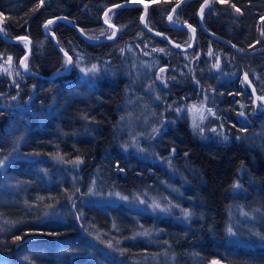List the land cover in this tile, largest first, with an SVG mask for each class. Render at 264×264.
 <instances>
[{"label":"trees","instance_id":"trees-1","mask_svg":"<svg viewBox=\"0 0 264 264\" xmlns=\"http://www.w3.org/2000/svg\"><path fill=\"white\" fill-rule=\"evenodd\" d=\"M124 1L129 0H0L1 29L9 38L29 37L32 47L25 66L48 75L63 70L67 60L42 32L47 19L65 16L87 36H109L112 30L103 31L109 28L101 22L102 13ZM145 1L147 26L181 45L189 44V30L172 29L166 23V15L177 0ZM201 1L189 0L173 14L176 23L188 22L198 29L188 51L169 47L160 37L143 30L141 6L109 12V22L119 29L112 41L89 43L64 20L53 22L49 30L71 56L73 67L69 73L49 79L23 74L18 63L27 50L24 42L10 43L0 37V60L12 61L7 69L0 65V156L22 140L23 152L60 159L57 169L49 168L46 159L38 164L37 160L16 161L6 173L12 183L20 184L19 188L9 189L0 179V253L10 257L11 264L25 258L32 264H50L46 257L58 249L75 255L74 260H61L62 264L110 263L109 258L98 254L101 248L126 264L135 260L136 264H152V258L156 264H209L214 258L229 264H264V245L246 249L223 243L229 212L234 208L264 212V149L255 131L257 118L251 115L253 94L246 84L252 83L264 93V50L240 54L204 33L197 20ZM262 19L264 0H210L202 12V23L209 31L242 50L264 47ZM157 50L167 54H155ZM145 57L169 69L177 66V70L169 71L166 91L178 101H196L201 91L202 97L211 94L227 139H204L200 131L182 120L152 139L157 162L125 153V133L119 127L122 107L128 94L141 97L137 87L142 82L134 83L133 66ZM220 57V71L228 79L218 80L208 72L207 58L212 61ZM78 61L105 70L95 87L78 79ZM194 66L198 68L195 80L201 83L199 90L189 89L183 80L192 79ZM239 113L246 115V122L238 120ZM68 161L74 166L72 173L66 172ZM169 173L175 174L172 179ZM168 180L182 189L181 206L191 213L185 223L148 213L132 218L133 214L121 206L82 203L92 184L102 192L115 189L129 195L133 191L154 193ZM50 210L59 212L63 220L39 222ZM141 227L159 230L161 242L148 245L131 240L129 237ZM98 230L107 233L116 254L96 242L95 238L105 241V235H96ZM28 235L40 237L22 241ZM85 239L94 247L91 243L83 245ZM84 249L93 254L90 259L81 255Z\"/></svg>","mask_w":264,"mask_h":264},{"label":"rangeland","instance_id":"rangeland-1","mask_svg":"<svg viewBox=\"0 0 264 264\" xmlns=\"http://www.w3.org/2000/svg\"><path fill=\"white\" fill-rule=\"evenodd\" d=\"M146 2L145 0H141ZM107 20H109L110 16L107 15ZM173 23H176V21L173 20ZM112 30V29H111ZM104 32L108 33L110 32L109 29L103 30ZM112 34V31L111 33ZM109 34V35H110ZM25 46L27 47V42L23 41ZM212 49L208 50L207 57H210V53ZM162 53L163 55L167 54L164 50H157L155 51V54ZM143 58L140 62L136 63L133 67L135 68V74H134V83L140 84L139 93L138 95L141 96L140 98H136L137 95L133 92L131 94L128 90V99L124 103L122 107V118L119 124V127L121 129L122 133H125V139L123 141L122 150L127 154H134L136 156H139L145 160L151 161V162H157V154L154 151L155 142L152 141L148 137V133H152L153 129H160L161 133L166 127H174L175 124L182 120H187L190 123V128H194V123L199 125V129H196L200 131V134L203 137H206L204 139H213L215 141L221 140L222 136L225 137L226 129L225 125L223 123V120L220 119V116L217 115L215 106H217V102L213 98V96L210 94V96H204L202 97V91L199 92L200 99L197 98H191L189 101L182 99V102L178 101L173 97L172 94L166 91V80L169 75V71L171 73L176 69V67H172L169 69L167 65L159 64L155 59L151 58ZM208 61H206L207 66L209 67L208 72L215 75L217 79H228V75L224 72H221L222 68V61L221 57L217 59H213L212 61L207 58ZM188 59L184 58V62H187ZM11 60L9 58L0 60V65L4 69H7L9 64H11ZM191 65V64H190ZM95 66L97 68V71L95 74H92L89 70ZM7 67V68H6ZM83 69V71H82ZM78 79L81 82H84L89 85V87L93 88L98 83V80L102 78V76L105 73V70H100L98 66L92 65L90 63L82 64L80 61H78L77 68H76ZM198 73V68L193 67L191 70V80L183 79L189 84V89L199 90L201 88V83L197 84V80H195L196 75ZM180 74V73H179ZM246 82H248V76L245 74L243 75ZM185 82H183L184 84ZM149 84L151 86H149ZM251 90L253 94V103L251 108V115H255L257 118V127L255 131H258V138L261 139V149H264V115L262 114L264 112V101H261L259 97L264 96L263 91H259V88H256L255 85L252 83H246ZM209 89V88H207ZM210 93H213L210 91ZM166 94V95H165ZM195 94V93H194ZM136 96V97H135ZM196 97V96H195ZM159 98V99H157ZM177 109H180L181 111H177ZM168 115V117H166ZM263 115V116H261ZM203 117V118H202ZM238 120L240 122H246L247 117L243 113H239ZM30 124V122L28 121ZM229 123V122H228ZM134 134H138L140 139H138L137 143L140 149H144L145 151H137L135 148H133L130 144L131 137ZM158 134V133H156ZM154 134V135H156ZM223 137V138H224ZM22 140H19L15 148H12L10 151L6 152L5 154H2L0 156V160H8L11 158V162L5 165H0V179L3 181V185L5 187L11 189L13 188H19V183H12V180L10 178V175L6 173L7 169L9 167L13 166L16 161H22L25 160V163H33L39 162L40 159H46L49 162V168H55L57 169V165L60 163V159H56L55 157H48L44 158L41 157L39 154L36 153H25L23 152L20 147L22 146ZM253 144H255V141H253ZM125 146H127V150H125ZM59 162V163H58ZM65 163V162H64ZM65 168L67 173H72L73 170V164L72 161H68L65 163ZM46 165V164H45ZM47 167V165H46ZM44 172L48 173L47 170ZM172 177H174L175 174L169 173ZM70 175V174H69ZM91 190V192H90ZM118 194V195H117ZM19 198H23L22 195H19ZM127 198V199H123ZM181 199H182V189L180 186L174 184L171 181H163L161 182L160 189H158L156 192H142V191H136L131 192L129 195H125L121 193L120 191H117L115 189L106 190L104 192L98 190L94 184L90 186V188L87 190L85 197L83 198L82 203L83 204H89L94 203L98 205H113V206H121L122 208L126 209L128 212H130L132 215V218H137V216L142 215L143 213H148L153 215L154 217H157L158 219L162 218H169L172 221H177L180 223H185L189 219H184L181 209L183 207L181 206ZM153 200H156L161 204L162 207H168L170 202L172 205H178V207H174L170 213H161L158 209L156 211L152 210V203ZM184 210V209H183ZM186 211V210H185ZM247 214V215H244ZM137 215V216H135ZM230 221L226 226L225 235L223 239V243L225 245H232L233 247H240V248H246V249H254L258 247L259 245H264V232L262 231V227L264 224H262V221H264V212L260 209L257 210H251L246 211L241 206H238L233 209V211L230 213ZM63 220L60 217L59 212L51 211L44 213L41 218L39 219V222H47L51 223L53 220ZM232 227L233 233H235L234 236L230 235L228 232V228ZM98 228L95 227V230ZM117 232L116 228H112ZM134 228H132L133 230ZM139 229V228H138ZM111 229L109 227V231L111 233ZM239 231V232H238ZM147 232L148 235H141V233ZM257 233L259 235H257ZM105 235V241L98 242V238H95L96 242L98 244H102L106 249H109V251L114 252L116 254V249L113 250L116 246L112 245L109 247V242L107 238V233L98 230L96 232V235ZM97 235V236H98ZM161 232L155 228H145L141 227L134 235H132L131 240L135 241V243H144L148 245H158L160 240ZM91 243V245L94 247L91 240H84L83 245H88ZM111 243V242H110ZM108 245V246H107ZM74 248V247H73ZM87 248V247H86ZM113 251H112V250ZM53 252V251H52ZM82 254L84 258L90 259V257L93 256V254L88 250L84 249L82 250ZM99 255L104 256L106 258L110 259V263L108 264H126L122 261V259L116 257H112L114 255L108 256L102 248L97 251ZM92 255V256H91ZM75 255L69 254L66 249H58L53 254L51 253L46 258H50V264H62L61 260H74ZM135 260L133 264H136ZM141 262V261H139ZM143 262V261H142ZM149 262V260L144 261ZM152 264H156V258H152V260L149 262ZM0 264H11L10 263V257H8L6 254L0 253ZM13 264H32L30 263L29 259H22L17 260L16 263ZM47 264V263H46ZM69 264V263H67Z\"/></svg>","mask_w":264,"mask_h":264},{"label":"water","instance_id":"water-1","mask_svg":"<svg viewBox=\"0 0 264 264\" xmlns=\"http://www.w3.org/2000/svg\"><path fill=\"white\" fill-rule=\"evenodd\" d=\"M187 1H189V0H177L170 7V10L168 11V13L166 15V18H165L166 19V23H167V25L170 28H172V29H187V30H189L191 32V40H190L189 44H187V45H181V44L177 43L176 41H174L173 39L169 38L163 32L155 30V29L150 28L149 26H147V24L145 23V16H146V14L148 12V4L146 2H144V1H141V0L124 1V2H121V3H118V4L111 5V6L107 7L103 11L102 16H101V22L106 27L112 29V34H110L109 36H101V37L87 36L81 30V28H79V26L74 24L69 18H67L65 16H55V17L47 19L42 25V32H43V34L45 36L51 38V40L53 42V45L56 48V50L58 52H60L66 58V60L68 61L69 58H71V56L61 48V46H60V44H59V42L57 40L56 35L52 31L49 30V26L53 22H55L57 20H64L65 22H67L71 27H73L76 30L77 34L83 40H85L86 42H89V43L112 41V40H114L117 37L119 29H118V27L115 24H113L112 22H109V20H107L106 17L109 14V12L111 10H113L115 8H119V7L141 6L142 10H141V13L139 15V21H140V25L143 28V30H145L149 34L156 35V36L160 37L166 43V45H168L169 47H172V48H174V49H176L178 51H188V50H190L193 47V45H194V43L196 41V35H197L198 29L195 26L189 24L188 22L173 23V19H172L175 10L180 5L184 4ZM209 1L210 0H202L200 5H199V7H198V10H197L198 25H199V28L204 33H207L208 35L213 37L215 40H217V41L229 46L235 52L240 53V54L251 55V54H254V53L258 52V51L264 50V47H257V48L251 49V50L239 49L231 41H229L226 38H223V37L211 32V31H209L202 23V12H203V9L205 8V6L209 3ZM49 21H51V23H49ZM263 21H264V19L261 20V24H262ZM0 37L4 41L10 42V43L19 42V41H26L27 42V50L21 56V58L19 59V63H18L20 71L23 74L27 75V76H34V77H39V78H42V79H49V78L57 76V75L67 74V73L70 72V70L73 67V60L71 58V64L67 68L64 67L63 70L56 71V72H53V73L48 74V75H43V74H40V73H37V72H33V71L27 69V67L25 66V60H26L27 56L30 54V52H31V47H32L31 39L29 37H27V36H16L14 38H9V37L5 36L4 33L2 32V29H1V17H0ZM65 53L67 55H65ZM38 237H40V236H38V235H28L22 241H28V240L36 239ZM209 264H229V263H227L226 261L214 258V259H211L209 261Z\"/></svg>","mask_w":264,"mask_h":264},{"label":"snow or ice","instance_id":"snow-or-ice-1","mask_svg":"<svg viewBox=\"0 0 264 264\" xmlns=\"http://www.w3.org/2000/svg\"><path fill=\"white\" fill-rule=\"evenodd\" d=\"M237 11H239V9H237ZM49 23H51V21H49ZM65 55H67V54L65 53ZM70 64H71V58H69V60L66 62V66H65V67L67 68ZM82 71H83V69H82ZM89 71H90L92 74H95V72L97 71V68H96L95 66H93V68L90 69ZM157 99H159V98H157ZM259 99H260L261 101H264V96L259 97ZM177 111H181V110H180V109H177ZM202 118H203V117H202ZM194 128H195V129H199V125L194 123ZM159 132H160V129H153V130H152V133H148V137H149L150 139H158V138H159L158 135H154V134L159 133ZM140 138H142V137H140L138 134H134V135H132V137H131V141H130V144H131V146H132L133 148H135L137 151H145L144 149H140L139 146H138L137 141H138V139H140ZM225 139H227V137H225ZM125 150H127V146H125ZM10 162H11V158H9L8 160H0V165H5V166H7V164L10 163ZM90 192H91V190H90ZM117 195H118V194H117ZM123 199H127V198H123ZM168 204H169L168 207H162L161 204H160L159 202H157L156 200H153V203H152V206H151V207H152V210H153V211H156V210L158 209L161 213H170L174 207H178V205H172L170 202H168ZM181 211H182V214H183L184 219L187 220V219L190 218V216H191V213H190V212L185 211V210H183V209H181ZM244 215H247V214H244ZM228 232H229V234L232 235V236L235 235V233H233L232 227H229V228H228ZM141 235H148V233H147V232H144V233H141ZM257 235H259V234L257 233ZM16 239L19 240L20 237H16ZM262 239H264V238H262ZM111 246H112V245H111V243L109 242V247H111Z\"/></svg>","mask_w":264,"mask_h":264},{"label":"bare ground","instance_id":"bare-ground-1","mask_svg":"<svg viewBox=\"0 0 264 264\" xmlns=\"http://www.w3.org/2000/svg\"><path fill=\"white\" fill-rule=\"evenodd\" d=\"M6 207H7V206H6ZM2 208H3V207H2ZM2 208H1V209H2ZM3 209H4V208H3ZM7 209H8V208H7ZM10 209H11V208H10ZM10 209H9V210H10ZM4 210H5V209H4ZM13 210H14V209H13ZM17 210H18V209H17ZM10 211H11V210H10ZM14 211H15V210H14ZM19 212H20V211H19ZM4 213H5V212H4ZM7 213H8V211H7ZM11 214H12V213H11ZM14 214H15V213H14ZM10 216H11V215H10ZM11 217H12V216H11ZM18 237H19V236H18Z\"/></svg>","mask_w":264,"mask_h":264}]
</instances>
